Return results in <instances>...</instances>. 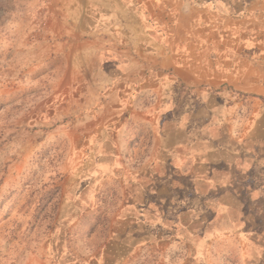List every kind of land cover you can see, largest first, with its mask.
<instances>
[{"label":"rangeland","instance_id":"374dc122","mask_svg":"<svg viewBox=\"0 0 264 264\" xmlns=\"http://www.w3.org/2000/svg\"><path fill=\"white\" fill-rule=\"evenodd\" d=\"M52 2L0 0V264L184 259L183 244L168 247L160 239L169 227L143 223L140 208L132 206L148 198L140 175L150 134L126 123L127 109L154 102L155 95L139 90L145 77L121 76L134 65L157 69L147 70L146 59L107 21L103 30L90 21L82 31L80 17L67 12L61 18L76 30L54 33ZM229 12L228 38L216 44L214 36L195 52L197 60L204 55L202 67L235 78L221 79V88L203 92L205 98L192 94L228 118L236 134L259 117L262 138L264 9ZM202 37V30L193 33ZM248 70L260 77L242 80Z\"/></svg>","mask_w":264,"mask_h":264},{"label":"crops","instance_id":"0c3cea01","mask_svg":"<svg viewBox=\"0 0 264 264\" xmlns=\"http://www.w3.org/2000/svg\"><path fill=\"white\" fill-rule=\"evenodd\" d=\"M240 1L52 2L48 19L54 33L76 30L63 22L67 12L76 21L80 17L82 31L90 21L103 30L107 21L110 30L123 31L126 47L146 59L147 70L157 69L149 73L134 65L121 78L145 77L139 90L155 95L154 102L127 109L126 123L142 125L150 134L140 175L141 191L148 198L132 206L140 208L143 223L169 227L170 233L160 235L168 247L183 244L185 257L173 264H264V137L256 130L261 120L236 134L228 118L192 94L200 91L205 98L203 92L221 88V79L229 83L235 78L202 67L204 55L199 53L197 60L195 51L209 46L214 36L216 44L228 38L232 8L247 15L264 9V0ZM199 30L205 38L193 39ZM260 73L248 70L242 80L258 79ZM225 246L229 248L220 250Z\"/></svg>","mask_w":264,"mask_h":264}]
</instances>
